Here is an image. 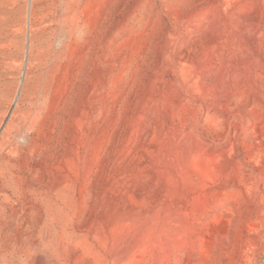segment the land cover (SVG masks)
Wrapping results in <instances>:
<instances>
[{
    "label": "rangeland",
    "instance_id": "obj_1",
    "mask_svg": "<svg viewBox=\"0 0 264 264\" xmlns=\"http://www.w3.org/2000/svg\"><path fill=\"white\" fill-rule=\"evenodd\" d=\"M7 24L0 264H264V0H0Z\"/></svg>",
    "mask_w": 264,
    "mask_h": 264
},
{
    "label": "bare ground",
    "instance_id": "obj_2",
    "mask_svg": "<svg viewBox=\"0 0 264 264\" xmlns=\"http://www.w3.org/2000/svg\"><path fill=\"white\" fill-rule=\"evenodd\" d=\"M16 31L17 29L15 27L12 29L11 27H9L8 24L0 26V191L11 190L14 193L19 192V190L15 184V181H13V177L11 176V171H9L11 169L9 165L11 162L9 156L12 153H17L18 150L21 149L23 144L21 143V141H24L28 134L24 130L27 116L26 113H24L23 108L20 106V102L17 103V105L13 108V110L8 111L7 104L9 100L6 99L5 97L6 89H7L6 87L9 84V82L6 81V79L9 77L7 73V69L10 64L9 59L15 56V53H11L12 51L11 49L12 47H16L18 44V41L16 40V36H17ZM8 115L10 117L8 120L5 121V118ZM248 120L251 122L250 117H248ZM225 185L222 184L219 187L218 190L219 199H221L225 193H228L227 191H225V188H227L226 187L227 185L226 186ZM234 187L232 188L233 190L236 188ZM236 191H239L241 197H244L240 189L238 190L236 189ZM259 197H264V195L260 194ZM8 199L9 198L7 194H0V218L2 217L3 214L6 213L3 204L5 201H8ZM240 200L238 199L239 202ZM6 227L7 224L4 223L0 224V253L1 251L7 249L2 245L1 242L4 235L6 234L5 232ZM2 264H8L5 258L3 259Z\"/></svg>",
    "mask_w": 264,
    "mask_h": 264
}]
</instances>
